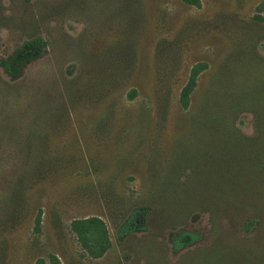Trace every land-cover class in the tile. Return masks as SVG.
<instances>
[{
  "label": "rangeland",
  "instance_id": "rangeland-1",
  "mask_svg": "<svg viewBox=\"0 0 264 264\" xmlns=\"http://www.w3.org/2000/svg\"><path fill=\"white\" fill-rule=\"evenodd\" d=\"M36 35L0 64V264L259 263L264 0H0V62Z\"/></svg>",
  "mask_w": 264,
  "mask_h": 264
},
{
  "label": "trees",
  "instance_id": "trees-1",
  "mask_svg": "<svg viewBox=\"0 0 264 264\" xmlns=\"http://www.w3.org/2000/svg\"><path fill=\"white\" fill-rule=\"evenodd\" d=\"M190 1H195V0H190ZM45 46H46V41L44 37L42 35H36L34 37L25 40L18 48L15 49L13 53H11L9 56L1 60L0 64L2 65L3 69L5 70L8 76H10L14 80L19 79L23 75L25 66L31 61L39 58L44 52ZM194 81L195 80L193 77L192 82L185 87L183 91V96L185 99L189 97ZM259 87L258 88L260 90L257 92V96L255 97V100L250 104L249 108L252 109L255 108L257 109V111L261 113V117L260 119H258V123H257V127H258L257 130L259 135L261 136V133L264 134V81L262 85L259 84ZM232 128L238 129L239 127L236 123H232ZM140 211L141 210H139V208L133 209L128 219L123 223V225L118 231V237L120 240H124L126 239L127 236H130L133 233L137 232L138 230H141L146 227L144 221H141V223L143 224H139L138 222L139 221L138 214L140 213ZM89 222L93 223L94 221L91 220ZM254 224H256V219H252V221L248 224V227ZM75 229L82 237V240L84 242L87 241L86 238H87L88 230L81 222H79V220L75 222ZM95 230H97V228ZM202 236L203 234L198 231L183 230L181 234H179L176 237L173 248L177 253L183 251L186 248L189 249L190 247L199 244L198 242L202 240ZM95 237L96 240L99 241V244L92 249V252L97 256H101L106 251L107 244L105 243V240H103L100 233L97 232L95 234ZM262 257L263 258L261 259V261L257 264H264V253ZM219 260L220 259H217L215 264H221L222 262H220ZM205 263H207L206 260ZM196 264H204V262L198 261L196 262ZM226 264H253V263L243 262L241 257L239 256V251L237 249H234L230 253L229 261H227Z\"/></svg>",
  "mask_w": 264,
  "mask_h": 264
}]
</instances>
